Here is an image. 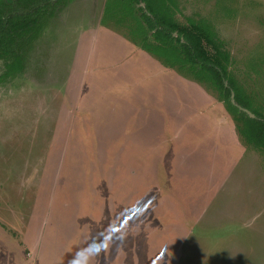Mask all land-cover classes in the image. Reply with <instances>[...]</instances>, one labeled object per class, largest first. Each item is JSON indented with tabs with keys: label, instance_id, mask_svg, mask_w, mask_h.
Returning <instances> with one entry per match:
<instances>
[{
	"label": "rangeland",
	"instance_id": "obj_1",
	"mask_svg": "<svg viewBox=\"0 0 264 264\" xmlns=\"http://www.w3.org/2000/svg\"><path fill=\"white\" fill-rule=\"evenodd\" d=\"M108 1L119 20L106 14L90 28L89 13L74 15L72 35L59 42L65 50L40 84L54 86L43 91L51 97H34L32 109L7 97L0 108V264H264V158L249 146L246 127L210 74L187 64L178 46L154 42L139 3ZM162 1L180 21L211 23L250 109L264 116V0ZM126 29L135 31L134 54ZM79 37L85 47L78 43L76 57L69 49ZM88 43L96 55L85 97L98 95L100 111L62 112L60 83L83 66ZM216 109L229 115V130L226 117L201 128ZM20 114L17 137L11 121L17 128ZM64 114L71 122L61 123ZM211 132L228 139L221 145L230 158L233 143L241 144L225 170L211 169L221 143ZM20 140L48 154L22 156L14 149Z\"/></svg>",
	"mask_w": 264,
	"mask_h": 264
},
{
	"label": "trees",
	"instance_id": "obj_2",
	"mask_svg": "<svg viewBox=\"0 0 264 264\" xmlns=\"http://www.w3.org/2000/svg\"><path fill=\"white\" fill-rule=\"evenodd\" d=\"M71 1L0 0V78L23 67L45 27ZM134 1L143 2L144 7H139L140 18L152 31L150 35L159 47L178 46L187 64L212 76L228 105L246 127L249 146L264 158V116L250 109L246 91L231 70V54L211 23L191 16L180 21L176 12L162 0ZM231 91L235 102L253 112L254 118L230 103Z\"/></svg>",
	"mask_w": 264,
	"mask_h": 264
},
{
	"label": "crops",
	"instance_id": "obj_3",
	"mask_svg": "<svg viewBox=\"0 0 264 264\" xmlns=\"http://www.w3.org/2000/svg\"><path fill=\"white\" fill-rule=\"evenodd\" d=\"M85 1L82 2V0H73L68 5H66L63 9H61L58 12V14L55 17H53L51 19V21L48 23V25L46 26L47 28L45 29L42 36L38 39L37 43L35 44L34 48L32 49L31 54L29 55L27 61L23 65V67L21 69H19L18 71L12 73V74H9L5 77L0 78V108H2V107L4 108L5 103L7 102V99H6L7 97H8L9 102H18L19 100H21L22 103L25 102L23 107L28 108V109H32L31 107H33V106H31V105H33V98L34 97L36 98V100H41V96L44 99L45 98L48 99V97H51V96L44 95L43 91L44 90H47V92L52 91L54 89V86L52 88H50V87H47L48 85L43 86L40 84L42 82L43 83L45 82V79H46V77L44 78L45 74L49 76V73H53L51 69L56 67V61L55 60L57 58L61 57L59 54V51L65 50V47L59 45V42L66 43V41H62V36L72 35V33L69 32V24H71V22L75 18L74 15H77V14L83 15L85 13H87V14L89 13L88 14L89 16H86V19H88V22H90V28L93 27V25L100 26L101 25L100 21L105 20L106 14H107V19H114L115 21L119 20L115 17L114 13H116V12L113 10L111 5L109 6L108 0H101L100 1V7L97 4V2L99 0L95 1V3H96L95 5H92V4L87 5V3H85ZM131 1H133V0H131ZM78 2H80L81 4H79ZM108 9H109V12H108ZM97 10L99 12V16L94 17L95 14H97ZM115 10L119 11L117 3H116V9ZM126 10H129V8L127 6H126ZM114 25H115L114 27H116L115 23H114ZM122 32H124V31H122ZM127 32H128V30L126 29V33ZM134 32H133V35H134ZM133 35L131 36V33H130V35H128V33H127V37L125 38V44H128V43L130 44V46H131L130 52L132 51L134 54V49H133L134 38H133ZM75 43L77 45L74 48L69 49V53L71 55L75 54V55H77L76 57H79L80 48L77 52L78 43H79V45H82L85 47V45H83L84 39L79 37ZM88 46H89V49H88L89 53L87 55H85L83 58V61H82L83 66H76L77 71H76L74 77L73 78L65 77L64 81L62 83H60V88H61L62 92H64V93L61 92V94H62V97H61L62 101L61 102L63 103V105L61 103L60 106H61L62 112H63V109H65L67 111L66 113H69L68 111L71 110L70 108H72L74 106H77L79 114L81 113L82 109L88 110V109L92 108L93 109L92 111H94V112L100 111V107H99V105H97V103H101L100 99H96V102L93 103V99L96 98L98 95L89 96L88 98L85 97V89H86V82H87V79L85 78V76H86V74H88L90 72L92 60H94L95 55H96V50H95L94 46L91 48L90 43H88ZM101 60H104V62H105V58H102ZM107 60H108V58H107ZM51 62H53V67H50ZM127 69H128L129 76L134 74L133 73V69H135L134 61H132V64L129 66V68H128V65L124 67V70H127ZM77 73H79V75L76 76ZM129 79H130V77H129ZM14 80L23 82V84L20 85L21 87H19V88H17V86L12 87L11 81H14ZM52 83L53 82H51V84ZM56 90L59 91L58 88H56ZM126 94L128 95V88H127ZM99 96H101V95H99ZM14 98H16V99H14ZM70 99H72V102L70 101ZM40 107H42V105H40ZM48 110H49V107H48ZM205 110H207V109H205ZM216 110L217 111L213 110L214 115L212 117V120L207 121L206 119L209 117H207L206 115L204 116L206 121L204 122V124L202 125L201 128L204 129L205 126L209 127V122H211L212 124H215V121L217 122L219 119H223L226 117L225 118L226 119L225 125L227 127L226 130H229L230 122H231L228 119L229 115L227 113L225 114L224 112L219 113L218 109H216ZM64 116H65V118L62 119L61 123L71 122V119H69L71 117L70 114H64ZM22 117H24V116L20 114L17 118V128L14 127V123L16 121H11L13 123V126L10 130H14L16 132L17 137L19 135H21L20 133L22 131V126L19 123H23V121H21ZM62 118H63V116H62ZM33 121H35V119H33L32 122ZM49 122L43 123V126H40L38 124V127L36 128V130L46 128V127H44V125H46ZM51 123H52V121H51ZM3 126H5V124H3L2 127ZM36 133H37V131H36ZM46 133H47V130H46ZM212 133L213 132H211L212 137L210 139L213 142H214V140L215 141L216 140L221 141V143L217 146V148H219L218 154H214L215 156H220V157L218 159H215L213 162H210V164L212 163L211 169H213L214 171L217 172L220 170H225V169H227V166H230V164L237 157V154L238 153L240 154V152H238V148L241 146V144L239 141H236L233 143L235 145V146L234 145L233 146L237 150L234 153V157L230 158L228 155L229 149L227 150L221 145L223 143L227 144L228 139H226V137H224V136L215 138V136ZM37 137H39V136H35V140H37ZM20 138L22 139L25 137L22 135V136H20ZM236 139H239V137H237ZM25 145H23L22 140H20V142H18L17 144L14 145V149H15V151L18 150L17 152H22L23 153L22 156H24V155H26V156H30V155L37 156L38 154L39 155L48 154L45 152L47 149L45 147L41 148V149L36 148V152H35L32 150L29 151V149H27L25 147ZM191 146L194 147L193 144H191ZM197 150L200 151L199 149H197ZM51 151L54 152L53 149L52 150L49 149V153H51ZM239 154H238V156H239ZM214 155H212V158H214ZM182 163H184V162H182ZM189 165H190L189 166L190 170H194L193 164H189ZM206 167H207V164L205 165V168ZM1 197L3 198V200L7 201V198H5L3 196H1ZM93 264H96V262L93 261Z\"/></svg>",
	"mask_w": 264,
	"mask_h": 264
},
{
	"label": "water",
	"instance_id": "obj_4",
	"mask_svg": "<svg viewBox=\"0 0 264 264\" xmlns=\"http://www.w3.org/2000/svg\"><path fill=\"white\" fill-rule=\"evenodd\" d=\"M140 5L143 6V3H140ZM230 103L233 104L234 106H236L239 110H242L243 112H245L249 117H252V118L255 117V114L253 112H251L249 109H247V108L241 106L240 104H238L237 102H235L234 94L232 91L230 92Z\"/></svg>",
	"mask_w": 264,
	"mask_h": 264
},
{
	"label": "flooded vegetation",
	"instance_id": "obj_5",
	"mask_svg": "<svg viewBox=\"0 0 264 264\" xmlns=\"http://www.w3.org/2000/svg\"><path fill=\"white\" fill-rule=\"evenodd\" d=\"M9 1H12V0H9ZM69 3H70V2H69ZM69 3H68V4H69ZM68 4H67V5H68ZM62 9H63V8H62Z\"/></svg>",
	"mask_w": 264,
	"mask_h": 264
}]
</instances>
